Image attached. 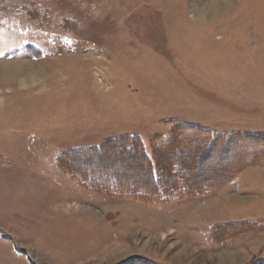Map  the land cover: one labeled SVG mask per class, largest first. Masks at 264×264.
I'll return each instance as SVG.
<instances>
[{
  "label": "rangeland",
  "instance_id": "1",
  "mask_svg": "<svg viewBox=\"0 0 264 264\" xmlns=\"http://www.w3.org/2000/svg\"><path fill=\"white\" fill-rule=\"evenodd\" d=\"M182 125L264 136V0H0V264L259 261L264 141L206 154L179 146ZM124 136L198 184L232 177L161 200L95 191L61 167ZM116 154L96 168L132 183L142 166Z\"/></svg>",
  "mask_w": 264,
  "mask_h": 264
},
{
  "label": "trees",
  "instance_id": "2",
  "mask_svg": "<svg viewBox=\"0 0 264 264\" xmlns=\"http://www.w3.org/2000/svg\"><path fill=\"white\" fill-rule=\"evenodd\" d=\"M186 131H190L189 139L185 143L179 145L180 147L190 144V139L194 138L196 141L202 143V147L206 145V154L213 151L214 147L218 144L224 150L233 145L237 140H250V141H264V136L257 135H231V136H216L208 130H200L189 125L181 126ZM184 131V130H182ZM189 140V142H187ZM184 145V146H185ZM170 146V144H168ZM177 149V147H175ZM197 153L200 152L198 147L193 148ZM116 152L117 158L115 161L131 159L132 163L142 166L140 172L134 171L135 176L132 183H128L126 177L120 178L119 166L114 170L104 168L97 169L104 160L101 155ZM192 161V159H191ZM172 162V160H171ZM61 167L72 173L77 180L88 188L103 192L105 194H131V195H144L148 197H156L159 199L167 198L168 196L183 194L186 195H203L208 193L212 186H218L221 183L228 182L232 173L229 170L227 174L222 175L217 180L204 181L203 184L196 183L198 176L192 174L189 170L184 169L182 161L177 160L172 163V168L169 162H166V168H160V163H163L158 154L152 157L146 150L142 140L135 136H124L105 142L100 146L90 148H77L72 149L63 154L61 158ZM178 166L180 169L175 170L173 167ZM243 165H237V169H241ZM144 168V169H143ZM186 177V180L184 177ZM181 177V188H175L178 184L174 179ZM184 180V181H183ZM180 190L177 192L176 190ZM183 191V192H182ZM182 192V193H181ZM174 197V196H173ZM170 198V197H168ZM255 264H264V255Z\"/></svg>",
  "mask_w": 264,
  "mask_h": 264
},
{
  "label": "crops",
  "instance_id": "3",
  "mask_svg": "<svg viewBox=\"0 0 264 264\" xmlns=\"http://www.w3.org/2000/svg\"><path fill=\"white\" fill-rule=\"evenodd\" d=\"M62 174L60 175V173H56V174H51L50 176H49V178H51V181L52 182H56L57 183V185H58V187H60V186H62V182H63V179H62ZM48 180H50V179H48Z\"/></svg>",
  "mask_w": 264,
  "mask_h": 264
}]
</instances>
